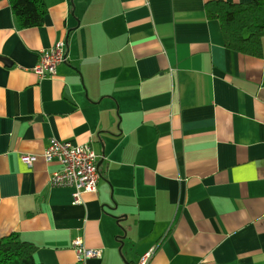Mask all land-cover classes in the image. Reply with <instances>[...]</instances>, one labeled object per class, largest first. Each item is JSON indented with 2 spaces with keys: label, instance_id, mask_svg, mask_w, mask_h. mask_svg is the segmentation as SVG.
Returning a JSON list of instances; mask_svg holds the SVG:
<instances>
[{
  "label": "crops",
  "instance_id": "0c3cea01",
  "mask_svg": "<svg viewBox=\"0 0 264 264\" xmlns=\"http://www.w3.org/2000/svg\"><path fill=\"white\" fill-rule=\"evenodd\" d=\"M210 1L252 0H44L31 29L0 3V239L39 264H76V239L100 251L86 264H264V37L228 50ZM53 139L99 156L80 204L49 183Z\"/></svg>",
  "mask_w": 264,
  "mask_h": 264
},
{
  "label": "trees",
  "instance_id": "16d2710c",
  "mask_svg": "<svg viewBox=\"0 0 264 264\" xmlns=\"http://www.w3.org/2000/svg\"><path fill=\"white\" fill-rule=\"evenodd\" d=\"M7 2L18 29L41 27L47 14L44 0H0ZM209 20L219 23L228 50L259 57L264 37V0L232 4L210 1L205 5ZM36 247L18 235L0 239V264H39L34 259Z\"/></svg>",
  "mask_w": 264,
  "mask_h": 264
},
{
  "label": "built area",
  "instance_id": "2783aa9c",
  "mask_svg": "<svg viewBox=\"0 0 264 264\" xmlns=\"http://www.w3.org/2000/svg\"><path fill=\"white\" fill-rule=\"evenodd\" d=\"M67 62V53L63 41L57 42L51 49L40 53L39 62L32 72L38 78L54 77L58 65ZM264 125V121H263ZM42 158L49 163H55L58 169L49 175V183L56 188H71L72 204L81 203V195L95 194L100 174L97 166L99 156L89 144L75 145L70 142L51 140L43 152ZM35 158L30 155L21 157L22 163L31 166ZM76 254V264H86V261L100 256L99 250L86 248L79 239L72 245ZM151 252L143 255L138 264H147Z\"/></svg>",
  "mask_w": 264,
  "mask_h": 264
},
{
  "label": "water",
  "instance_id": "95a60500",
  "mask_svg": "<svg viewBox=\"0 0 264 264\" xmlns=\"http://www.w3.org/2000/svg\"><path fill=\"white\" fill-rule=\"evenodd\" d=\"M0 61H2L3 63H6V60H5L4 58H1V57H0ZM66 97H67L68 99H71V98H70V95H69V93H68V91H67V93H66Z\"/></svg>",
  "mask_w": 264,
  "mask_h": 264
},
{
  "label": "rangeland",
  "instance_id": "374dc122",
  "mask_svg": "<svg viewBox=\"0 0 264 264\" xmlns=\"http://www.w3.org/2000/svg\"><path fill=\"white\" fill-rule=\"evenodd\" d=\"M124 252H125V250H124ZM121 255H122V252H121ZM120 256V255H119ZM120 258H122V256H120ZM123 260V259H122ZM124 262V261H123Z\"/></svg>",
  "mask_w": 264,
  "mask_h": 264
}]
</instances>
